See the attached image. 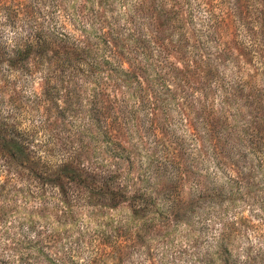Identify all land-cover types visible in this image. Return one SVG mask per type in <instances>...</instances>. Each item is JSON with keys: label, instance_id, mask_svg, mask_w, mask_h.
<instances>
[{"label": "rangeland", "instance_id": "1", "mask_svg": "<svg viewBox=\"0 0 264 264\" xmlns=\"http://www.w3.org/2000/svg\"><path fill=\"white\" fill-rule=\"evenodd\" d=\"M167 14L178 17L181 31L156 32ZM108 26L123 39L142 28L144 48L127 42L123 67L106 44ZM36 34L47 41L44 57L21 68L0 64V122L53 150L54 162L68 153L89 170H117L121 183L156 193V205L175 212L149 216L143 227L129 222L126 206L84 209L46 244L36 234L52 227L21 224L38 203L13 198L0 219L1 263L264 264V176L257 171L264 155L248 188L244 181L230 196L210 197L228 186L231 170L199 153L203 143L193 137H204L225 111L229 129L245 135L242 149L257 148L261 135L248 115L264 94V0H0V55ZM78 41L94 67L67 61L64 53ZM123 70L139 83L124 87ZM3 162L0 181L18 184ZM118 244L124 247L113 259L100 257Z\"/></svg>", "mask_w": 264, "mask_h": 264}, {"label": "trees", "instance_id": "2", "mask_svg": "<svg viewBox=\"0 0 264 264\" xmlns=\"http://www.w3.org/2000/svg\"><path fill=\"white\" fill-rule=\"evenodd\" d=\"M140 7V6H139ZM132 22V21H131ZM136 27L135 25H133ZM109 30L104 33L106 44L114 48L111 52V57L114 62L117 63V67H123V60L120 58V54L129 53L125 48L127 42L132 41L134 48H144L141 29H132V33H127L128 36L125 39L122 38L121 33L116 32L113 36V29L111 26L107 27ZM176 33L181 31L180 20L178 17L172 19L170 14L165 15V18L157 25L156 32ZM137 35V36H136ZM136 36V37H135ZM126 41V42H125ZM44 37H40V34H36L34 37H30L29 41H26L24 45L19 47H12L4 51V55H0V64L5 67H26L27 62L32 57L42 58L46 55ZM6 47V45H5ZM9 47V46H7ZM89 53V47L83 45L81 42H77V45L72 46L64 53L69 64H73V67L78 65H84L86 67L93 66L92 63L85 62L86 55ZM80 54H83L84 57ZM85 58V59H84ZM128 67H132L129 64ZM124 79L119 80L124 87H131V82L136 80L139 83V77L134 72L129 70H123ZM141 85V84H140ZM132 89V93L135 88ZM126 90V88H125ZM202 94V93H201ZM202 98V95H199ZM204 96V95H203ZM223 104L230 109H233L228 99L223 101ZM250 112V110H249ZM255 116L252 118L248 115V121L251 125H255V129L261 135L257 141V148L252 151H246L242 149L243 133L234 132L228 127V117H223L226 112H221L217 121L213 122L214 127H209L204 137L194 135L196 141H202V150L198 149V152L206 151L212 158L221 164L228 165L231 170V177L228 180V186H223L217 189H213L210 192V197H218L228 193L230 196L232 190L236 187H241L242 183H248L246 188L249 187V182L246 180L252 178L257 172L254 169L255 159L260 155H264V94L256 103L255 109L251 111ZM237 116V115H236ZM4 130V131H3ZM219 131L222 133L219 135ZM201 139V140H200ZM34 136L27 134L22 129L7 128L3 121L0 122V158L5 163L3 169L6 167V173L17 177L18 184H12L11 181H0V219L4 214L6 206L15 199H23L25 202H37L38 205L34 209L26 210L22 209L25 215V219L21 222L28 225L27 229H34L38 221L52 227L53 231L49 233V229L46 235L40 231L36 234V243H54L59 236L57 231L59 225H66L68 222L76 221L75 213L85 211H105L116 210L122 206H126L131 212L129 214V222L136 219L141 220L144 227V221L151 217L161 218L163 215L166 218L170 216L174 211V207L167 209H160L154 201V195L146 193L141 187L139 189H133L126 183L120 182V176L116 171H92L82 164L77 162V159L73 156L64 153L61 155L60 160L55 162L52 160L54 155L53 150L45 149L44 146L34 145ZM111 143V141H109ZM112 144V143H111ZM65 152V151H62ZM82 153H80L81 155ZM250 154V156H248ZM79 156V155H78ZM249 158V163H246V159ZM5 166V167H4ZM106 165H101L104 167ZM110 166V165H107ZM251 166V167H250ZM257 171H261L264 176V161L262 165L258 166ZM228 169V170H229ZM208 190V189H207ZM231 190V191H230ZM158 195V193H157ZM24 204L26 205V203ZM164 213V214H163ZM57 225V227H55ZM142 225L138 226L136 231H132L133 235L141 236L143 229ZM136 226V225H135ZM134 226V227H135ZM128 231H131L128 228ZM126 231V232H128ZM32 241L27 242L31 244ZM120 247H124L118 244L110 252H102L100 250V257H110L111 252L120 250ZM109 251V248H108ZM1 263V261H0ZM89 264H92L90 261ZM1 264H34L28 261H23L22 258L17 263L9 262L6 259Z\"/></svg>", "mask_w": 264, "mask_h": 264}]
</instances>
